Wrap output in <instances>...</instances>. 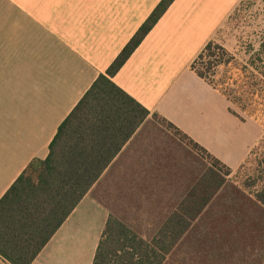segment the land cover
I'll return each mask as SVG.
<instances>
[{
	"label": "crops",
	"instance_id": "obj_1",
	"mask_svg": "<svg viewBox=\"0 0 264 264\" xmlns=\"http://www.w3.org/2000/svg\"><path fill=\"white\" fill-rule=\"evenodd\" d=\"M160 1L0 0V199L33 160L48 156L60 124ZM240 2L175 0L115 74L113 83L149 116L32 264H92L109 216L149 239L178 210L197 180L196 154L189 164L187 147L153 115L231 170L245 162L263 131L239 122L191 70ZM210 206L163 264H234L230 251L260 247L226 241L222 234L243 217Z\"/></svg>",
	"mask_w": 264,
	"mask_h": 264
},
{
	"label": "trees",
	"instance_id": "obj_2",
	"mask_svg": "<svg viewBox=\"0 0 264 264\" xmlns=\"http://www.w3.org/2000/svg\"><path fill=\"white\" fill-rule=\"evenodd\" d=\"M175 0H161L115 60L93 82L60 124L44 160L35 159L0 199V257L9 264H32L61 225L91 190L149 112L116 86L112 78ZM253 46H249L251 48ZM231 53L209 41L191 64V70L237 111L257 122L263 134L245 162L235 171L202 149L181 131L158 119L202 158L207 168L188 190L178 210L149 239L119 219L109 216L92 264H163L201 213L252 159L253 173L234 186L241 199L264 217V39L256 49ZM251 53V54H250ZM223 74L218 81L214 75Z\"/></svg>",
	"mask_w": 264,
	"mask_h": 264
},
{
	"label": "rangeland",
	"instance_id": "obj_3",
	"mask_svg": "<svg viewBox=\"0 0 264 264\" xmlns=\"http://www.w3.org/2000/svg\"><path fill=\"white\" fill-rule=\"evenodd\" d=\"M261 39H264V0H241L229 17L216 30L212 38L213 41L221 44L229 52L238 55L241 54L240 56L246 51L245 49H247V51L251 48L256 49ZM250 45L253 47L249 48ZM222 74L223 71L219 69L212 79L218 81ZM232 108L245 118L244 121L237 119L239 122L244 123L246 120L254 121L252 118H249L246 113L240 112L236 107ZM154 119L169 132L174 139L178 140L181 145L187 147V160L189 164H191L192 155L195 151L185 144L180 137L175 135L165 124L156 118ZM195 154L196 177L198 179L207 168V164L196 152ZM255 169V161L251 159L242 172L238 174L235 172L232 177L229 178L230 182H228L217 194L210 206V210L213 211L230 212V215H232L231 218L234 220L235 218L240 220L243 217L242 222H237V224L234 222L233 226L237 228L231 229L230 231L227 230V235L226 232L222 234L225 235L226 241L235 242L238 245L261 246L264 244V217L261 216L258 210L252 207L246 199H241L233 188L234 186L242 185L244 179H246V175L253 173ZM119 220L124 222V219ZM235 229L237 230L236 233L234 232ZM76 260H78V258H76ZM85 260L86 259L82 261L78 260L79 262H77V264H85V262H83Z\"/></svg>",
	"mask_w": 264,
	"mask_h": 264
},
{
	"label": "snow or ice",
	"instance_id": "obj_4",
	"mask_svg": "<svg viewBox=\"0 0 264 264\" xmlns=\"http://www.w3.org/2000/svg\"><path fill=\"white\" fill-rule=\"evenodd\" d=\"M228 255L233 258L234 264H264V244L259 248H249L241 254L230 251Z\"/></svg>",
	"mask_w": 264,
	"mask_h": 264
}]
</instances>
